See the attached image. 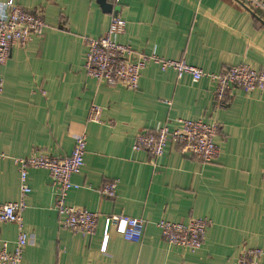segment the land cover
<instances>
[{
  "label": "crops",
  "instance_id": "0c3cea01",
  "mask_svg": "<svg viewBox=\"0 0 264 264\" xmlns=\"http://www.w3.org/2000/svg\"><path fill=\"white\" fill-rule=\"evenodd\" d=\"M6 1L0 0L1 19ZM14 2L38 13L46 27L41 38L13 47L0 67V204L19 199L13 159L68 156L84 133V167L72 177L80 188L68 193L66 204L98 215L91 236L62 229L48 173L28 170L22 221L30 239L20 264H236L244 251L264 250V94L232 89L217 104L209 80L177 79L152 62L135 91L99 83L83 69L85 39L104 35L118 15L126 26L116 40L137 53L208 73L240 65L259 70L264 13L236 0H107L111 14L96 0ZM91 105L102 109L98 124L86 122ZM178 119L218 125L215 161L203 164L174 143L153 161L132 150L139 133L173 128ZM110 181L117 185L113 199L99 194ZM116 216L142 219L143 236L127 242L113 222L103 250L105 219ZM201 218L210 224L194 253L165 243L156 226ZM17 234L15 225L0 224V241L11 250Z\"/></svg>",
  "mask_w": 264,
  "mask_h": 264
},
{
  "label": "built area",
  "instance_id": "2783aa9c",
  "mask_svg": "<svg viewBox=\"0 0 264 264\" xmlns=\"http://www.w3.org/2000/svg\"><path fill=\"white\" fill-rule=\"evenodd\" d=\"M197 3L203 0H193ZM247 11L264 13V0H236ZM6 18H0V67L9 59L13 47H25L34 38H41L46 27L42 17L16 5L14 0L5 2ZM126 22L114 15L110 19L108 29L99 38H86V52L83 69L87 77L108 86L120 85L135 91L138 88L141 71L149 63L157 64L161 71L172 70L177 79L188 76L193 83L207 79L214 84L213 97L217 104L224 103L232 89H239L245 94H264V67L259 70L246 65L230 67L218 73H208L184 61H165L155 54L147 55L135 52L129 45L118 43L116 38L125 30ZM2 80L0 79V94ZM102 109L97 105L89 108L86 122L100 123ZM219 131L217 124H209L202 120L178 119L173 128L167 124L159 125L151 131L139 133L134 140V152L145 151L150 159L163 156L169 143L177 145L182 152L203 164H209L218 157L219 150L215 138ZM86 151V135L83 133L76 139L71 153L65 157H49L31 154L24 158L13 159L19 169V199L16 202L0 204V224H13L18 234L14 246L9 249L6 242L0 241V264H20L23 251L30 236L23 229L22 213L26 209L25 199L30 193L27 185L28 170H44L48 173L51 186L55 191L54 209L62 229L82 237L95 233L98 215L82 208L69 206L66 198L71 190L80 188L72 182V177L81 173L84 167ZM4 155L0 153V159ZM116 183L107 182L99 189V194L107 199L116 195ZM115 222V231L127 242H139L143 236L145 223L142 219L126 216L108 217L102 237L104 250L109 229ZM210 222L207 219H191L188 223H172L158 221L157 228L162 239L168 245L183 248L191 253L198 251L205 239L206 229ZM264 258V250L248 249L238 258L236 264H258Z\"/></svg>",
  "mask_w": 264,
  "mask_h": 264
},
{
  "label": "water",
  "instance_id": "95a60500",
  "mask_svg": "<svg viewBox=\"0 0 264 264\" xmlns=\"http://www.w3.org/2000/svg\"><path fill=\"white\" fill-rule=\"evenodd\" d=\"M96 3L101 7L104 13H112L113 5L108 3L107 0H96Z\"/></svg>",
  "mask_w": 264,
  "mask_h": 264
},
{
  "label": "trees",
  "instance_id": "16d2710c",
  "mask_svg": "<svg viewBox=\"0 0 264 264\" xmlns=\"http://www.w3.org/2000/svg\"><path fill=\"white\" fill-rule=\"evenodd\" d=\"M116 0H112V4H115Z\"/></svg>",
  "mask_w": 264,
  "mask_h": 264
}]
</instances>
